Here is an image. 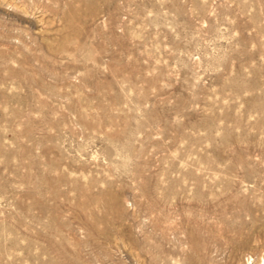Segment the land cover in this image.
I'll return each mask as SVG.
<instances>
[{
    "label": "rangeland",
    "instance_id": "obj_1",
    "mask_svg": "<svg viewBox=\"0 0 264 264\" xmlns=\"http://www.w3.org/2000/svg\"><path fill=\"white\" fill-rule=\"evenodd\" d=\"M0 264H264V0H0Z\"/></svg>",
    "mask_w": 264,
    "mask_h": 264
},
{
    "label": "bare ground",
    "instance_id": "obj_2",
    "mask_svg": "<svg viewBox=\"0 0 264 264\" xmlns=\"http://www.w3.org/2000/svg\"><path fill=\"white\" fill-rule=\"evenodd\" d=\"M24 8V7H23Z\"/></svg>",
    "mask_w": 264,
    "mask_h": 264
}]
</instances>
